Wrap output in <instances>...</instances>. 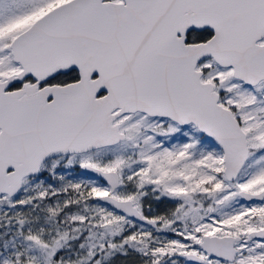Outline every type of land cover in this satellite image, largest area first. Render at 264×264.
Returning <instances> with one entry per match:
<instances>
[{
	"label": "snow or ice",
	"instance_id": "6c2138e0",
	"mask_svg": "<svg viewBox=\"0 0 264 264\" xmlns=\"http://www.w3.org/2000/svg\"><path fill=\"white\" fill-rule=\"evenodd\" d=\"M0 264H264V0H0Z\"/></svg>",
	"mask_w": 264,
	"mask_h": 264
}]
</instances>
